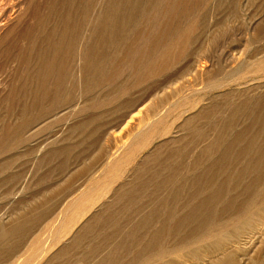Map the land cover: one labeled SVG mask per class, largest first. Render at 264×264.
<instances>
[{"label": "rangeland", "instance_id": "1", "mask_svg": "<svg viewBox=\"0 0 264 264\" xmlns=\"http://www.w3.org/2000/svg\"><path fill=\"white\" fill-rule=\"evenodd\" d=\"M39 234L22 264H264V0H0V264Z\"/></svg>", "mask_w": 264, "mask_h": 264}, {"label": "crops", "instance_id": "2", "mask_svg": "<svg viewBox=\"0 0 264 264\" xmlns=\"http://www.w3.org/2000/svg\"><path fill=\"white\" fill-rule=\"evenodd\" d=\"M49 218V219H48ZM54 218V216H52L50 218V216L47 217V220L44 222V228H42V230L44 231L46 229V227L50 224L51 220ZM30 219V217L28 215H26V217H22V219L20 221L17 222V226H15L13 229L16 230L15 228L18 227L19 228H23L24 226H26V224H28V220ZM42 222V221H41ZM11 230V229H8ZM21 230V229H20ZM6 232V227H2V234ZM13 233V232H12ZM7 236V235H6ZM40 236H42V234H39L37 237L33 238V241L31 242V245H29V249L27 248V252L22 254L23 251L21 252H17V253H11L9 255L10 259L15 258L16 260H18L17 264H22L23 261H25V259L30 260L31 258H33L34 256V251L37 250V245L40 243ZM42 240V237H41ZM28 241V240H27ZM33 256V257H32Z\"/></svg>", "mask_w": 264, "mask_h": 264}]
</instances>
